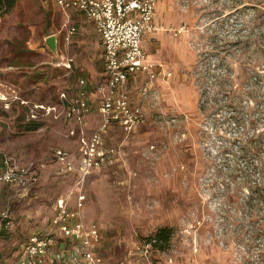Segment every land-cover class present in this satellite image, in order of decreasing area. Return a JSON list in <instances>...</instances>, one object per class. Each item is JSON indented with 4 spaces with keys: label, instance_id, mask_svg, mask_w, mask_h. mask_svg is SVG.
Segmentation results:
<instances>
[{
    "label": "rangeland",
    "instance_id": "rangeland-1",
    "mask_svg": "<svg viewBox=\"0 0 264 264\" xmlns=\"http://www.w3.org/2000/svg\"><path fill=\"white\" fill-rule=\"evenodd\" d=\"M232 1L164 0L156 10L155 30L142 44L150 60L171 70L170 96L148 106V119L135 132L112 129L103 146L113 153L83 182L84 219L100 227L104 264H264V203L250 206L248 169L233 155L240 139L264 131V40L257 34L264 0ZM58 9L53 0H17L0 13V67L25 66L0 78L33 100L54 101L58 89L78 78L93 91L102 78L92 24L70 9L79 23L62 45ZM48 34L74 60L67 75L47 63L58 59L44 44ZM40 61L47 62L28 68ZM22 120L17 108H0V150L44 166L29 189L0 186V255L45 228L54 200L76 179L59 169L53 150L65 148L77 163V136L66 137L60 121L28 129ZM162 226L172 228L170 244L146 259L136 246Z\"/></svg>",
    "mask_w": 264,
    "mask_h": 264
},
{
    "label": "built area",
    "instance_id": "built-area-1",
    "mask_svg": "<svg viewBox=\"0 0 264 264\" xmlns=\"http://www.w3.org/2000/svg\"><path fill=\"white\" fill-rule=\"evenodd\" d=\"M162 0H53L64 12L70 9L82 13L93 22L99 33L104 63V79L96 87L99 96L98 110L100 123L86 135L81 128L91 106L86 93V80L78 78L73 86L60 89L57 101H36L22 94L20 88L0 79V108H17L24 122L44 119H64L80 126L78 132L79 160L76 163L72 153L64 148H55L53 158L64 173L76 175L74 185L55 199V209L50 217L51 230L31 233L22 242L18 264H48L46 254L49 247L60 239L72 245L68 264H104L98 251L101 240L100 227L83 220L86 195L83 189L85 177L99 168L105 158L113 153L103 146L110 128H119L129 134L144 125L148 119L146 106L157 107L161 94L157 80L167 82L172 72L161 62H150L142 48V38L155 30L154 12ZM64 40L68 43L76 31L74 25L64 24ZM57 38V35H56ZM57 55V39L56 53ZM73 59L61 56L50 62L72 71ZM11 67H6L10 69ZM143 75L144 79L135 88L128 87L129 78ZM175 121L171 117L166 122ZM76 134L70 128L67 135ZM150 147H153L151 145ZM44 164L35 160L20 161L14 155L0 150V185L13 184L26 190L38 182V172ZM5 216V215H4ZM155 239L146 238L136 246V251L146 259L151 253H159L154 248ZM60 259V255L57 254ZM171 263L172 258L168 257ZM151 264V262H148Z\"/></svg>",
    "mask_w": 264,
    "mask_h": 264
},
{
    "label": "crops",
    "instance_id": "crops-1",
    "mask_svg": "<svg viewBox=\"0 0 264 264\" xmlns=\"http://www.w3.org/2000/svg\"><path fill=\"white\" fill-rule=\"evenodd\" d=\"M164 0H162L161 2H159V4L157 5V7H156V10H157V8H158V6L163 2ZM58 10H60L61 12H62V14H63V16H64V21H63V23H62V27L64 26V24H67V25H74L75 26V28H76V26H78V23L79 22H76L74 19H73V16H72V14L73 13H70L71 11L70 10H67V11H63V10H61L60 8L58 9ZM156 10H155V12H154V22H155V13H156ZM85 21H87V22H90L91 24H92V26H93V30H94V32L96 33V35H97V37H98V39H99V46H100V60H101V62H102V67H103V71H102V78H101V81L104 79V77H105V72H104V63H103V59H102V45H101V39H100V36H99V33L96 31V29H95V26H94V24H93V22L92 21H90V20H88V19H86L85 18ZM152 33V32H151ZM149 34V33H148ZM148 34H145L144 36H143V38L146 36V35H148ZM49 35V34H48ZM143 38H142V40H143ZM57 55H58V59H51V60H48V62L47 61H40L39 63H37V64H34V65H32V66H29L28 68H30V69H35L36 68V66L37 65H39L40 63H49V64H51L50 62H54V61H57V60H59L60 58H61V56H69V55H66V54H64L62 51H61V49H60V44L58 43V36H57ZM70 41V40H69ZM70 43V42H69ZM67 42L65 43L64 42V37H63V44L62 45H66L67 46ZM142 48H143V44H142ZM144 50V49H143ZM145 52V51H144ZM146 54V53H145ZM71 57V56H70ZM146 58H147V60L148 61H150V62H161V63H165L164 61H161V60H150L149 59V57H148V55L146 54ZM73 59V58H72ZM73 63H74V60H73V62H72V65H73ZM167 68H169L168 67V65H166V64H164ZM51 66L53 67V68H63L64 70H65V74L67 75V74H69V72H68V69H66V68H64V67H62V66H54V65H52L51 64ZM6 67H8V66H2V67H0V73H7V72H11V71H18V69H19V67H25V66H9V67H11L10 69H6ZM41 69H43V68H41ZM20 71V70H19ZM43 71V70H42ZM41 73V72H40ZM24 77V76H23ZM0 79H2V78H0ZM144 79V77H143V75H137V76H134V77H130L129 78V82H128V87L130 88V89H135L140 83H141V81ZM2 80H4V81H7L6 79H2ZM100 81V82H101ZM7 82H10V80H8ZM13 83V82H12ZM37 84H39V85H43L44 84V81L43 80H41V81H39V82H36ZM15 84V83H14ZM19 88H20V90H21V92H22V94L24 95V93H25V91H24V89L20 86V85H18V84H16ZM68 87V86H67ZM157 87H158V90L160 91V94H161V97H160V100H159V103H158V106L160 105V104H162V102H164L165 101V99H167L169 96H170V94H169V87H170V79H168V81L167 82H165V81H162V80H160V79H158L157 80ZM85 89H86V93H87V95H88V98H89V102H90V106H91V109H90V112L85 116V118H84V123H83V125L81 126V128L83 129V131H84V133L86 134V135H88L95 127L94 126H92V124H94L95 123V125L97 126L99 123H100V121H101V114L99 113V110H98V105H99V96H98V94H96V89H94L93 91H91L90 90V86L88 85V83H86V87H85ZM60 89H58L57 90V92H56V99L54 100V101H45V102H55V101H57V93H58V91H59ZM25 96H26V94H25ZM26 97H28V98H30L29 96H26ZM32 99V98H31ZM36 101H39V100H36ZM157 106V107H158ZM155 108V107H154ZM151 111V109L150 108H148V106H146V113H147V117L149 116V112ZM20 114V113H19ZM53 121H60V122H62L64 125H65V127H66V130H67V132L66 133H68V130L70 129V128H75L76 129V136H78V130H79V128H80V126H78V125H75L73 122H70V121H68V120H64V119H58V120H53V119H44V120H42V121H33V122H35V123H41V122H53ZM22 122L23 123H28V122H24L23 120H22ZM94 127V128H93ZM112 129H114V128H110L109 130H108V132L106 133V135L105 136H107L108 134H109V132L112 130ZM115 129H119V128H115ZM90 130V131H89ZM120 130V129H119ZM88 131H89V133H88ZM136 131V130H135ZM135 131H133V132H135ZM67 135V134H66ZM66 137H71V136H66ZM77 144H78V139H77ZM65 149V148H64ZM41 171H42V168L39 170V172H38V178H39V176H40V174H41ZM69 174H73V173H69ZM3 185H11V186H16V185H13V184H3ZM1 186V185H0ZM68 191V190H67ZM65 193V192H64ZM64 193H62V194H64ZM85 205V204H84ZM54 209H55V200H54V203H53V205H52V213H51V215L53 214V212H54ZM83 213H84V209H83ZM83 220H84V222L86 223V224H89V223H92V222H94L93 220H91V221H87V220H85L84 219V214H83ZM95 223V222H94ZM97 224V223H96ZM52 226H51V222H50V219H49V221H48V223L46 224V226H45V228H43V229H36L35 231H33V232H31V233H43V232H48V231H50L52 228H51ZM30 233V234H31ZM28 237V236H27ZM26 237V238H27ZM21 245H22V243L19 245V247H18V249H16L15 251H13L12 252V254L11 255H7V254H4V255H0V264H18V260H19V258H20V253H21ZM71 247H72V245L70 244V242L68 241H63V240H59L58 242H56L55 244H52L50 247H49V249H48V252H47V254H46V256H45V258H46V261L48 262V264H68V260H69V258H70V256H71V254L73 253V251H72V249H71ZM98 251H99V245H98ZM9 252V251H8ZM57 254L58 255H60V259H58L57 258Z\"/></svg>",
    "mask_w": 264,
    "mask_h": 264
},
{
    "label": "trees",
    "instance_id": "trees-1",
    "mask_svg": "<svg viewBox=\"0 0 264 264\" xmlns=\"http://www.w3.org/2000/svg\"><path fill=\"white\" fill-rule=\"evenodd\" d=\"M17 0H0V13L9 12L15 5ZM241 0L232 1V5ZM259 38L264 40V26L257 33ZM219 81V80H218ZM260 124L264 126V114L260 116ZM258 121V120H257ZM253 123V122H252ZM253 125V124H252ZM38 127V123L28 122L26 128L35 129ZM240 146L237 150V154L242 158L243 164L248 169V173L245 174V178L248 182L247 197L249 201H253L250 205L254 209L259 203H264V131H253L246 138L239 140ZM231 172L235 170V165L230 168ZM172 234V228L168 226H162L156 229L152 236L146 239H155L154 248L161 251L166 249L170 244Z\"/></svg>",
    "mask_w": 264,
    "mask_h": 264
},
{
    "label": "water",
    "instance_id": "water-1",
    "mask_svg": "<svg viewBox=\"0 0 264 264\" xmlns=\"http://www.w3.org/2000/svg\"><path fill=\"white\" fill-rule=\"evenodd\" d=\"M44 44L52 53H56V34L45 36Z\"/></svg>",
    "mask_w": 264,
    "mask_h": 264
}]
</instances>
